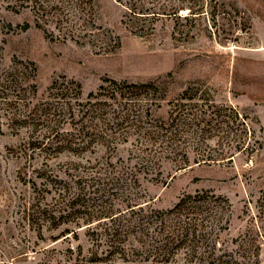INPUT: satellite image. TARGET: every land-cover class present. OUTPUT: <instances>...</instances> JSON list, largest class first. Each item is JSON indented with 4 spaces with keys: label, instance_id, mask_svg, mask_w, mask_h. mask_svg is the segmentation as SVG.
<instances>
[{
    "label": "rangeland",
    "instance_id": "1",
    "mask_svg": "<svg viewBox=\"0 0 264 264\" xmlns=\"http://www.w3.org/2000/svg\"><path fill=\"white\" fill-rule=\"evenodd\" d=\"M132 2L160 14L134 21L115 0H0V264H158L109 257L107 233L85 223L100 202L126 212V202L106 200L112 186L105 183L124 189L123 179L132 190L122 200L142 196L139 203L155 211L188 195L226 200L229 223L216 248L240 264H264V0ZM111 82H153L165 91L157 108L149 103L155 97L137 99L150 107L142 133L82 154L41 141L34 105L76 92L70 101L87 104ZM54 83L70 94L50 92ZM171 113V134L144 152L165 158L156 178L136 168L137 185L100 169L134 166L136 140L155 139L150 125L164 127ZM171 137L172 149H163ZM72 198L73 208L65 202ZM130 238L127 247L137 248ZM183 262L177 256L169 264Z\"/></svg>",
    "mask_w": 264,
    "mask_h": 264
},
{
    "label": "trees",
    "instance_id": "2",
    "mask_svg": "<svg viewBox=\"0 0 264 264\" xmlns=\"http://www.w3.org/2000/svg\"><path fill=\"white\" fill-rule=\"evenodd\" d=\"M115 1L126 10V16L127 14L130 15L134 21L140 20L144 15V18H148L147 15H152L151 17L154 18L160 14L150 12L151 10L142 13L141 10H137V5L136 3L133 4V0ZM134 1L138 2L139 0ZM190 14L200 15L201 13ZM161 15L164 16L166 13H161ZM38 27L40 26L38 25ZM69 84L75 86L79 92L77 85L73 82H69ZM56 85L54 83L49 91L55 90L56 95L63 97H65L63 92L66 95L70 94L68 87L61 90V88H56ZM32 87L35 90V86ZM99 90V94L90 93L87 96V104H77L75 101H70L80 95L76 92L75 95H71L69 101L63 103H56L55 101L54 104L45 102L42 105H34V113H42L38 115L40 119L36 120L37 126L44 127L40 137L41 141L50 138L48 140L51 142L49 147L54 146L58 152L66 153L79 152L82 154L92 148L103 147L108 149L110 146L116 149L120 144L126 142L125 139H127L128 134H131L129 132L134 131L135 135L142 133L144 120L150 114V107L138 104L137 99L143 96L155 97V100L149 103L155 105L156 108L159 106L156 104V98L159 97V100L163 102L167 100L165 91L153 82L143 84L111 82L109 86H101ZM168 102L172 104V102ZM59 124L68 128L63 130ZM162 124L164 127L156 124L155 126L150 125V128L156 130L155 139L154 134L151 136V133H146V135L148 134L146 137L136 140V149L139 153L132 159L135 161L134 166L105 162L103 165L101 164L102 168L100 169L108 174L127 175L131 179L130 182L137 185L138 182L134 178L136 173L141 171V168L147 170L145 172L146 177L153 176L155 173L158 176L159 172L156 171L159 168L158 163L165 158H156L153 154H144V152L157 145L160 139L164 140L162 133L171 134L172 113ZM163 143V145L161 144L163 149H172V137ZM137 144L140 146L138 147ZM75 166L78 168H75V171L83 167ZM83 168L94 170L91 166ZM157 176L155 175L154 178ZM118 183L119 181L116 180L114 184L105 183L106 186H112L109 191L111 194L106 200L109 202H126V212L123 214L121 211L113 213L111 204L107 209L103 208L102 202H100V204L95 205V210L92 212L96 216L85 221L87 224L96 223L98 229L107 233L105 237L108 238L107 240L105 238V243L109 244L107 246L109 257L119 254L123 257L121 259L124 262H130L128 260L129 255L132 254L143 257L145 261L150 259L154 263L169 264L175 257L182 256L183 264H240L234 259L232 253H221V246L216 248L221 233L227 229L229 223V217L224 216V212L229 210L227 209L228 204L227 208L224 209L226 200L208 193L188 195L181 198L170 210L155 211L148 207L147 202L139 203L141 199H144L142 196L140 199L138 196L135 198L139 201L134 200L133 196L122 200V195L132 189H129L126 179L121 180L124 189L117 188ZM102 191L104 192V190ZM103 197L106 198V196ZM120 197L121 200H119ZM94 199L99 201L97 197L93 198L92 201ZM76 200L77 198H72L65 202L67 206L73 208L78 205ZM220 203H223V208ZM136 234L139 235L135 237ZM130 237L137 243V248L132 244L127 247ZM101 240L100 238L98 241Z\"/></svg>",
    "mask_w": 264,
    "mask_h": 264
}]
</instances>
